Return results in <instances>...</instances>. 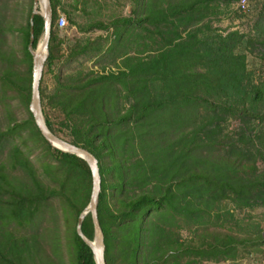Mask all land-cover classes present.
I'll list each match as a JSON object with an SVG mask.
<instances>
[{
  "label": "trees",
  "instance_id": "1",
  "mask_svg": "<svg viewBox=\"0 0 264 264\" xmlns=\"http://www.w3.org/2000/svg\"><path fill=\"white\" fill-rule=\"evenodd\" d=\"M236 1L129 0L128 15L97 25L112 29V46L103 52L115 70L64 74L62 67L80 57L99 58L101 45L87 41L60 63L61 1L50 0L46 63L55 83L47 92L40 80L42 112L50 131L98 160L106 264L227 262L263 240L248 244L220 229L221 217H232L224 201L264 205V172L256 174L239 152L238 142L252 139L241 132L240 141L229 140L221 131L228 115L260 119L256 107L264 103V82L255 84L246 65L245 35L222 34L211 23ZM30 2L25 24L16 27L11 0H0V264H95L76 232L91 194L90 169L52 148L28 108ZM43 26L35 15L32 49ZM15 32L19 56L9 45ZM17 107L25 112L20 121ZM52 112L62 121H52ZM180 228L193 236L182 240ZM81 231L93 239L90 214Z\"/></svg>",
  "mask_w": 264,
  "mask_h": 264
},
{
  "label": "rangeland",
  "instance_id": "2",
  "mask_svg": "<svg viewBox=\"0 0 264 264\" xmlns=\"http://www.w3.org/2000/svg\"><path fill=\"white\" fill-rule=\"evenodd\" d=\"M60 6L57 9L58 19L65 18V25L60 27L57 23L59 34V62L67 61V56L71 51L84 45L87 41L94 45H101V51L97 57L90 59L80 57L70 66H63L64 74H72L76 68H82L86 71L92 70L95 73H109L115 70L112 65V58L105 56V48L112 46V29L97 28V25H105L112 21V18L119 15L129 14V0H60ZM239 1L234 2L227 9L216 17L211 19L213 28L218 32L225 34L229 31H239L245 35L247 40L243 51L246 55V65L252 73V78L255 84L262 85L264 82V19L259 16L260 11H264V0H246L245 11L239 7ZM13 10L10 11V19L14 22V26L19 27L25 24L27 13L30 7V0H11ZM76 5L78 8L74 9ZM33 6V0H32ZM84 7V8H82ZM57 19V20H58ZM70 19V20H69ZM92 26V27H90ZM261 35V36H260ZM249 38V40H248ZM42 36L37 44L41 43ZM9 45L13 47L17 55L23 52L22 42L15 32V35L10 38ZM37 46V45H36ZM36 49V48H35ZM33 49V50H35ZM29 50V45H28ZM81 65H80V64ZM56 73V70H54ZM42 86L46 87V91L52 89L55 83V77L52 72L47 71V63H45L42 74ZM260 119L247 118L250 116L228 115V118L221 127L222 134H226L229 140H238L239 133H245L247 138L252 139V143L247 144L238 142L241 146L239 150L242 153L241 159L249 166L255 164V173L264 172V103L258 104L256 107ZM18 121L25 118L23 109L16 108ZM62 115L57 112L50 114L51 120L55 123L62 121ZM70 141V138H66ZM110 191V190H109ZM112 205V203H111ZM223 211H229L232 215L231 219L225 221L222 231H228L236 235L239 239H244L246 242L255 241L252 247H243L238 251L237 257L233 261L213 263L205 262L204 264H264V205L257 206L253 209L238 208L231 201L223 202ZM215 226H212L213 229ZM182 240H189L192 237L184 228H180ZM66 264H69L66 262Z\"/></svg>",
  "mask_w": 264,
  "mask_h": 264
},
{
  "label": "water",
  "instance_id": "3",
  "mask_svg": "<svg viewBox=\"0 0 264 264\" xmlns=\"http://www.w3.org/2000/svg\"><path fill=\"white\" fill-rule=\"evenodd\" d=\"M40 15L43 19V34L41 43L37 44L36 49L31 48L33 43V17ZM52 21V8L50 0H33L32 11L30 15V42L29 51L32 56V81H31V98L29 103V111L33 116L34 122L39 129L43 138L49 143L52 148H55L61 152L69 153L83 159L91 173L92 188L89 198V202L85 209L79 214L76 232L78 236L84 241V243L90 248L93 254L95 264H106L104 259V237L101 227L97 218V203L98 197L101 192V176L99 173L98 160L86 149L72 144L70 141L57 136L49 130L46 125L44 115L42 112L41 98L39 85L42 78L43 69L48 57V43L50 39ZM90 214L94 234L93 239L89 240L81 231V224L86 215Z\"/></svg>",
  "mask_w": 264,
  "mask_h": 264
},
{
  "label": "built area",
  "instance_id": "4",
  "mask_svg": "<svg viewBox=\"0 0 264 264\" xmlns=\"http://www.w3.org/2000/svg\"><path fill=\"white\" fill-rule=\"evenodd\" d=\"M238 4H239L240 9L245 11L246 6H247L246 5V0H240ZM57 23L59 24L60 27H63L65 25V23H66L65 18L64 17H60L57 20Z\"/></svg>",
  "mask_w": 264,
  "mask_h": 264
}]
</instances>
